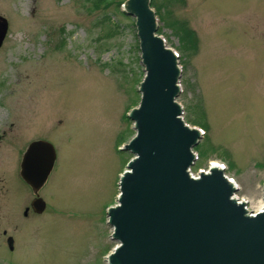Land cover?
I'll return each mask as SVG.
<instances>
[{
	"label": "rangeland",
	"instance_id": "rangeland-1",
	"mask_svg": "<svg viewBox=\"0 0 264 264\" xmlns=\"http://www.w3.org/2000/svg\"><path fill=\"white\" fill-rule=\"evenodd\" d=\"M153 3L166 46L183 68L182 119L197 128L206 120L209 127L201 149L211 157L195 160L193 172L208 171L212 161L224 164L238 199L258 210L264 0ZM124 9L119 0L99 7L84 0H0L9 22L0 49V264H108L117 245L108 210L118 204L120 176L133 158L123 147L137 133L128 114L141 102L145 78L137 19ZM176 20L196 31V52L180 49L171 27ZM39 139L54 145L57 160L39 192L46 210L26 216L35 194L20 164Z\"/></svg>",
	"mask_w": 264,
	"mask_h": 264
},
{
	"label": "water",
	"instance_id": "water-1",
	"mask_svg": "<svg viewBox=\"0 0 264 264\" xmlns=\"http://www.w3.org/2000/svg\"><path fill=\"white\" fill-rule=\"evenodd\" d=\"M124 11L137 19L145 78L141 102L128 114L137 133L123 147L133 158L121 176L118 204L108 210L111 237L119 244L108 264H264V208L250 216L222 169L190 176L192 149L204 135L181 117L182 73L173 50L156 35L151 0H127ZM8 31L0 15V49ZM56 159L47 140L32 141L23 155L20 174L36 195V213L46 210L39 191ZM7 242L13 250V237Z\"/></svg>",
	"mask_w": 264,
	"mask_h": 264
},
{
	"label": "trees",
	"instance_id": "trees-1",
	"mask_svg": "<svg viewBox=\"0 0 264 264\" xmlns=\"http://www.w3.org/2000/svg\"><path fill=\"white\" fill-rule=\"evenodd\" d=\"M84 1L91 3L92 5H94L96 7H99L100 4H103L104 6L105 5L108 6V5L116 2L117 0H84ZM119 1L124 3L126 0H119ZM152 6L154 7V3ZM158 7H160V6H158ZM171 27L173 28V31L175 32V34L178 36V38L180 40V43H181L180 49L184 51L183 52L184 54L188 55V54H190L191 51L196 52L198 50V48H199V37H198L196 31L189 26L187 21H177L176 20V21L172 22ZM159 32L161 33L162 30L159 29ZM202 114H203V118H204L205 117L204 111H202ZM196 125L201 126L205 130V133L206 134L208 133L209 127H208V123L206 122V120L202 124H199L196 122ZM207 139H209V138L207 137V135H205L204 140H207ZM201 147H202V145L200 143L196 149L198 151V160H200V163L202 164V162H203L202 160H204V161L208 160L211 157V155H206L204 148L202 150ZM226 155L229 156L230 154L226 152ZM233 165H234V163L232 162L231 166H233Z\"/></svg>",
	"mask_w": 264,
	"mask_h": 264
},
{
	"label": "bare ground",
	"instance_id": "bare-ground-1",
	"mask_svg": "<svg viewBox=\"0 0 264 264\" xmlns=\"http://www.w3.org/2000/svg\"><path fill=\"white\" fill-rule=\"evenodd\" d=\"M212 168L213 167H217V168H221V166H220V163L218 162V161H212ZM202 172V171H201ZM204 172V171H203ZM207 172H209V169H208V171ZM229 177V176H228ZM230 179V182L233 184V186H235V187H238V185H237V182L235 181V179L233 178V177H229ZM120 193V191L118 192V194ZM118 194H117V196H118ZM237 196H236V194H235V198H236ZM118 198V197H117ZM238 199V198H237ZM239 201H241L242 203L243 202H246V200H244V199H242L241 200V198H239L238 199ZM240 202V203H241ZM263 208H264V202L259 206V209L258 210H253V212L252 213H255V212H260V211H262L263 210Z\"/></svg>",
	"mask_w": 264,
	"mask_h": 264
},
{
	"label": "flooded vegetation",
	"instance_id": "flooded-vegetation-1",
	"mask_svg": "<svg viewBox=\"0 0 264 264\" xmlns=\"http://www.w3.org/2000/svg\"><path fill=\"white\" fill-rule=\"evenodd\" d=\"M4 234L6 235L7 234V231H4ZM9 237V236H8Z\"/></svg>",
	"mask_w": 264,
	"mask_h": 264
},
{
	"label": "built area",
	"instance_id": "built-area-1",
	"mask_svg": "<svg viewBox=\"0 0 264 264\" xmlns=\"http://www.w3.org/2000/svg\"><path fill=\"white\" fill-rule=\"evenodd\" d=\"M251 215H255V214H251Z\"/></svg>",
	"mask_w": 264,
	"mask_h": 264
}]
</instances>
